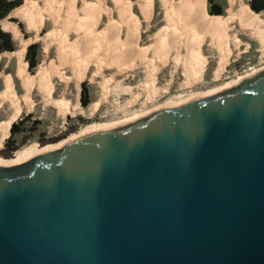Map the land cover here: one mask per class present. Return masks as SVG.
I'll return each instance as SVG.
<instances>
[{
	"label": "water",
	"instance_id": "water-1",
	"mask_svg": "<svg viewBox=\"0 0 264 264\" xmlns=\"http://www.w3.org/2000/svg\"><path fill=\"white\" fill-rule=\"evenodd\" d=\"M0 264H264V70L0 164Z\"/></svg>",
	"mask_w": 264,
	"mask_h": 264
},
{
	"label": "rangeland",
	"instance_id": "rangeland-1",
	"mask_svg": "<svg viewBox=\"0 0 264 264\" xmlns=\"http://www.w3.org/2000/svg\"><path fill=\"white\" fill-rule=\"evenodd\" d=\"M31 1L34 4V14L42 17V24L38 26V29L34 27L28 30L26 19L16 13L15 9L1 21L2 27L5 22L16 25L19 34L15 36L11 30H5L11 34L15 50L9 52L13 53L12 56L4 52L0 54V90L4 87L3 77L6 75L11 77L17 97L25 94V87L22 86V81L17 74V61L14 56L16 55L14 52L21 48L22 40H25L29 42L28 46L32 43L39 45L38 65L33 73L29 72L28 65L26 70L34 74L37 68L43 65L50 72L51 96L47 97L46 93L37 86L31 90L32 108L24 109L14 121L18 122L29 115L23 120L22 128L26 131L13 136L11 146L17 149L12 152L4 150L5 141L10 135L9 131L0 145L1 165L14 164L12 160L21 149L33 146L36 150H41L44 147L71 140L88 129L96 131L123 125L159 108L175 106L194 97L234 87L264 70V52L258 51L256 43L241 34L243 45L239 50L230 46L229 55L223 67L216 74L218 55L206 39L200 46V57L204 63L201 73L198 79L187 83L183 52L177 55V60L174 58L173 51L156 57L153 37L166 27L164 13L158 0H152V12L149 19L143 18L138 7V0H127L130 3V14L136 18L139 25L138 48L147 50L143 56L130 55V57L124 53L117 55L116 51H113L112 43L108 42H103L105 45H101V48L92 53L97 43L98 33L110 22L121 24L118 41L125 39L122 18L112 0H100V2L98 0H59L60 13L57 18L50 21L45 19L48 9L46 0ZM211 1L222 7L220 16H225L227 1ZM242 1L248 4L249 0ZM69 3L72 4L68 5ZM92 5L104 8L110 13L99 14L97 23L88 36L80 27V22H87L85 10ZM70 8L74 12V18L71 21L68 20ZM208 9L209 1L206 0L207 15L217 16L210 15ZM254 14L263 19L261 13ZM11 18L15 21L10 20ZM47 35H51V38L46 41ZM61 41L65 47L64 50L61 47ZM245 42L250 43L247 49L244 46ZM72 47L74 49H70ZM71 50L77 51L79 54L77 56L86 59L84 73L79 82L75 80L74 72L77 66L76 60L70 58ZM232 81L236 83L228 86ZM82 82H85L90 101L86 107L80 102ZM56 101L65 103L66 108L60 109ZM93 104L95 108L92 111L90 108ZM40 150L36 151V154Z\"/></svg>",
	"mask_w": 264,
	"mask_h": 264
},
{
	"label": "bare ground",
	"instance_id": "bare-ground-1",
	"mask_svg": "<svg viewBox=\"0 0 264 264\" xmlns=\"http://www.w3.org/2000/svg\"><path fill=\"white\" fill-rule=\"evenodd\" d=\"M98 1L100 2V0ZM158 1L164 13L166 27L158 31L153 37V48L156 51V57L166 55L168 52L173 51L175 54L174 58L177 60V55L183 52L185 55L184 65L188 80L187 83L198 79L201 73L204 63L200 57V46L205 43L206 39H208L209 45L212 49L216 50L218 55V69L216 70V74L223 67L229 55L230 46L239 50L241 45H243V41L240 38L241 34L246 36L249 40L254 41L258 51L264 52V20L256 16L249 5L242 0H226L227 7L225 9V16H208L206 13V0ZM46 2L48 4V9L45 19L49 21L54 20L60 13V1L46 0ZM112 2L115 7H117L122 18L121 22L125 27V39L121 42L118 41L121 24L118 22H110L104 30L98 33L96 39L97 43L92 53L94 54L98 48H101V45L104 44L103 42H108L112 43L113 51H116L117 55H122V53L128 55V57H130V55H145L147 50L138 48L139 25L136 18L130 14V3L127 0H112ZM71 4L72 3H69L68 5ZM138 7L143 18L149 19L152 12V0H138ZM72 8L69 9L68 13V20L70 21L74 18ZM33 10L34 4L31 0H24V4L15 9L16 13L26 19L28 30L34 27L38 29V26L42 24V17H37ZM85 11L87 22H80V27L86 31V35L90 36V30L97 23L99 14L103 12L109 14L110 12L95 5L86 8ZM2 28L4 30H11L15 36L19 34L17 26L11 23L5 22ZM228 34L229 36H227ZM49 38H51V35L45 37L46 41L49 40ZM28 43V41L22 40L21 48L14 52L17 61V74L22 81V86L25 87V94L21 97H17L11 77L6 75L3 77L4 87L0 90V145H2V141L8 136L12 123L18 118L21 112L24 109L29 110L32 108L33 102L30 94L35 86L45 92L47 97L50 98L51 96V86L49 82L50 72L41 64L33 75L26 70L27 63L24 60V54ZM249 45L250 43L245 42V49H247ZM61 47H63L62 41ZM64 48L65 47H63V50ZM70 49H74V47ZM5 53L8 54V56H12L13 54L9 52ZM69 55H71V59L76 60L77 68L74 74L75 80L79 82L84 73L86 59L77 56L79 54L75 50H71ZM118 58L120 57L118 56ZM234 83L236 82L232 81L228 86ZM56 105H58L60 109L66 108L65 103L56 101ZM94 108V104L91 105L90 109L92 111ZM93 131V129H88L78 136ZM74 137L76 138V136ZM60 145L61 144L47 146L41 150H36L33 146L24 148L23 150L21 149L17 152L16 157L13 158L12 163L21 162L36 154L38 150H40V152L48 151Z\"/></svg>",
	"mask_w": 264,
	"mask_h": 264
},
{
	"label": "trees",
	"instance_id": "trees-1",
	"mask_svg": "<svg viewBox=\"0 0 264 264\" xmlns=\"http://www.w3.org/2000/svg\"><path fill=\"white\" fill-rule=\"evenodd\" d=\"M209 1V14L220 16L222 14V7L213 3L211 0ZM23 4V0H0V54L3 52H12L15 50V45L12 39V36L9 32L5 31L1 26V21L9 16L11 11L20 7ZM248 5L250 9L258 14L261 13L264 19V0H249ZM10 20L15 21V19L11 18ZM38 48L39 45L37 43H32L27 47L25 60L28 65V70L30 73H33L34 68L38 65ZM33 75V74H31ZM80 102L82 106L86 107L89 104V95L85 86V82L81 84L80 91ZM29 117L26 116L22 120L18 122H13L10 127V135L5 141L4 150H8L9 152L15 151L17 147L11 146L13 142V136L15 134L26 131L22 128L25 119Z\"/></svg>",
	"mask_w": 264,
	"mask_h": 264
},
{
	"label": "crops",
	"instance_id": "crops-1",
	"mask_svg": "<svg viewBox=\"0 0 264 264\" xmlns=\"http://www.w3.org/2000/svg\"><path fill=\"white\" fill-rule=\"evenodd\" d=\"M5 53V52H4ZM124 58H126V56H124Z\"/></svg>",
	"mask_w": 264,
	"mask_h": 264
}]
</instances>
